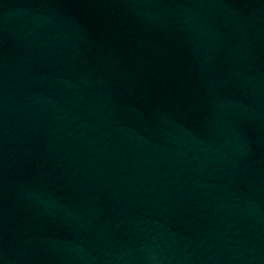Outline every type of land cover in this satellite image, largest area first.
<instances>
[{
    "label": "water",
    "instance_id": "water-1",
    "mask_svg": "<svg viewBox=\"0 0 264 264\" xmlns=\"http://www.w3.org/2000/svg\"><path fill=\"white\" fill-rule=\"evenodd\" d=\"M0 264H264V0H0Z\"/></svg>",
    "mask_w": 264,
    "mask_h": 264
}]
</instances>
